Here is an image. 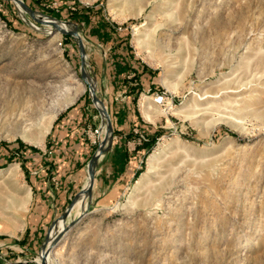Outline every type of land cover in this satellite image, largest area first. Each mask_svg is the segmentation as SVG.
Listing matches in <instances>:
<instances>
[{"label": "rangeland", "instance_id": "1", "mask_svg": "<svg viewBox=\"0 0 264 264\" xmlns=\"http://www.w3.org/2000/svg\"><path fill=\"white\" fill-rule=\"evenodd\" d=\"M21 2L0 0V264H43L46 246L49 264H264V0ZM114 54L138 69L120 83ZM92 85L111 119L136 108L144 125L124 143L138 173L99 183L113 127L90 195L51 234L62 213L32 216V181L55 117ZM93 105L96 152L108 122Z\"/></svg>", "mask_w": 264, "mask_h": 264}, {"label": "crops", "instance_id": "2", "mask_svg": "<svg viewBox=\"0 0 264 264\" xmlns=\"http://www.w3.org/2000/svg\"><path fill=\"white\" fill-rule=\"evenodd\" d=\"M110 74L113 76L112 71ZM93 103L95 106L97 105L93 97L81 96L64 108L53 121L47 146L51 152L44 150L40 153L37 164L39 171L34 175L32 181V185L36 189L32 216L39 210L41 217H43L42 222L52 220L58 213H63L71 202L74 193L82 185L86 186L89 181L90 174L88 173V178L84 182L87 172H89V161L95 153V145L86 136L85 127L91 122L95 123L96 111H93L95 109ZM114 123L115 126L113 125V127L120 129L121 132H117L113 146L106 151L105 157L101 161L102 172L98 177L100 184L109 180V184L115 185L125 175L135 173L136 170L134 169V162L137 160V153L126 147L124 138L128 131L134 129L135 125L143 126L144 124L136 112V108L131 107L130 104L123 111V114H115ZM108 134L109 130L103 128L100 139L104 141ZM109 141L110 139L106 145ZM126 149L128 154L122 161L120 155ZM51 173L54 174L53 178H51ZM108 191L110 193V188H107L106 192ZM89 195L90 191L86 193V196ZM22 246L30 252H38L42 247L41 245ZM10 264H39V262L30 258L25 263L16 261L10 262Z\"/></svg>", "mask_w": 264, "mask_h": 264}, {"label": "trees", "instance_id": "3", "mask_svg": "<svg viewBox=\"0 0 264 264\" xmlns=\"http://www.w3.org/2000/svg\"><path fill=\"white\" fill-rule=\"evenodd\" d=\"M37 1V0H34ZM31 7H34V5L28 1H26ZM78 10H70V14H72V16L74 17H82L86 20V22H91V13H90V9L91 8H85V7H80L78 8ZM79 12V13H78ZM98 23V22H97ZM95 29L97 30L96 33L97 35L99 34V36L105 40L106 42H114L113 41V37H112V29L111 27H108L107 24L105 23H101L99 22L98 24L94 25ZM112 62H113V69H112V78L116 81V83H120L125 79V74L128 70H138L137 67H133V64L130 63V60L128 58H126L125 56H120V58L117 57V55H113L112 56ZM115 83V84H116ZM138 91V89H137ZM88 95V94H87ZM115 114H117L116 112H113V125L115 126L114 123V116ZM120 114V113H119ZM121 114H123V111L121 112ZM150 126V125H147ZM114 131L115 133L117 132H121L120 129L114 127ZM146 135L143 141V146L146 147V151L148 152L151 149V145L154 142V140L156 139V135L158 134V129L154 130V131H150V129L146 128L145 129ZM133 134V130L128 131L126 133L127 135H132ZM35 150H38L34 147ZM128 154V150L126 149L124 152L121 153L120 158L122 159V161L125 160V157ZM36 162H38V160L36 159ZM138 173V171L135 172V175Z\"/></svg>", "mask_w": 264, "mask_h": 264}, {"label": "bare ground", "instance_id": "4", "mask_svg": "<svg viewBox=\"0 0 264 264\" xmlns=\"http://www.w3.org/2000/svg\"><path fill=\"white\" fill-rule=\"evenodd\" d=\"M16 2L18 1V0H15ZM22 3V2H21ZM22 5H23V3H22ZM57 28H58V30H61L62 28H63V25L60 23V24H57ZM58 32V31H57ZM92 88H93V85L91 86ZM77 94V93H76ZM72 97H74V96H72ZM99 104V105H98ZM97 105L99 106V108L101 109V113H102V116H103V122H102V124H101V126L103 125V124H107V119H106V114H107V111H106V109H105V107H103L101 104H100V102H97ZM108 126V125H107ZM108 130H109V134L107 135V137H106V139L103 141V140H101L100 139V144H101V146L102 147H105V145H106V142H107V140L110 138V137H112V134H111V131H110V129L108 128ZM104 133H106V132H104ZM104 138H105V136H104ZM104 138H102V139H104ZM101 148L99 147V150H98V154L100 155V157H101ZM90 174V173H89ZM91 183H92V177H91V175H90V178H89V181H88V183L86 184V186H84V188H82V191L80 192V194L75 198V200H74V204H73V207L71 208V210H70V212H69V214L71 213V211L74 209V207L76 206V204L79 202V200L81 199V197L82 196H84L88 191H90V185H91ZM68 214V215H69ZM86 214V213H85ZM84 214V215H85ZM67 215V216H68ZM67 216H61V219H60V228H59V230L58 231H54V232H52L51 234H55L56 232H64L65 230H63L64 229V224H65V220H66V217ZM82 218V216L78 219V220H80ZM73 225H72V223H71V225L68 227V228H70V227H72ZM63 232L61 233V235L60 236H62V234H63ZM59 236V237H60ZM59 237L57 238V240L59 239ZM57 240L55 241V244H56V242H57ZM55 244H54V247H55ZM50 247V246H49ZM46 248H47V246L45 247V252H44V254H43V257H42V263L43 264H49V255H50V250H47L46 251Z\"/></svg>", "mask_w": 264, "mask_h": 264}, {"label": "water", "instance_id": "5", "mask_svg": "<svg viewBox=\"0 0 264 264\" xmlns=\"http://www.w3.org/2000/svg\"><path fill=\"white\" fill-rule=\"evenodd\" d=\"M21 1H22L23 5H25V6L28 7V5L24 2V0H21ZM52 22H53V21H52ZM68 32H71V33H72V31H68ZM80 48H81L82 51L84 50L83 42H82L81 40H80ZM82 69L84 70V66H83ZM90 90H91V94H92V97H93L94 101H95L96 103H97V102H100L101 100L99 99V96L97 95L95 89L92 88V87L90 86ZM104 107H105V106H104ZM106 111H107V119H108V120H107V121H108V128H109L110 131L112 132V129H113L112 119H111V116H110V114H109V112H108L107 109H106ZM100 148H101L100 151H101V154H102V153L105 152V150H106L108 147H107V146L102 147L101 144H100ZM97 152H98V151H96V152L93 154L92 158H91L90 161H89V173H90V175H91V177H92V183H91V185H90V192H91V190H92V188H93V184H94V180H95V167H96L97 162H98L99 157H100V155H99ZM83 188H84V187H83ZM75 197H76V196H75ZM75 197L71 200V202H70L69 205L67 206L66 210L62 213L63 216H67V215L69 214L71 208L73 207ZM76 221H77V220L73 221V222H72V225H74ZM43 247H44V246H43ZM43 247H42V249H43ZM41 252H42V250H41Z\"/></svg>", "mask_w": 264, "mask_h": 264}]
</instances>
